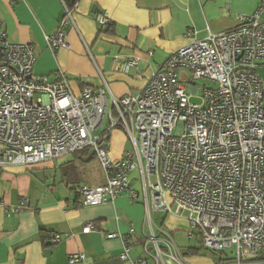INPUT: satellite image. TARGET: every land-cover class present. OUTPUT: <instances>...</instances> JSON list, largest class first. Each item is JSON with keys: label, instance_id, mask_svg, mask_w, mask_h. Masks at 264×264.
Wrapping results in <instances>:
<instances>
[{"label": "built area", "instance_id": "built-area-1", "mask_svg": "<svg viewBox=\"0 0 264 264\" xmlns=\"http://www.w3.org/2000/svg\"><path fill=\"white\" fill-rule=\"evenodd\" d=\"M64 4L66 17L47 36L52 51L68 45L65 27L74 25L72 10ZM263 8L261 0L256 12L240 16L242 23L224 32L199 38L190 30V41L165 60L142 90L121 98L111 94L105 78L99 88L85 86L77 94L65 73L57 79L36 74L34 46L12 42L0 29V168L30 167L90 147L106 182L78 185L81 206L107 203L125 192L135 199L131 173L139 171L152 232L144 255L134 259L135 229L109 234L123 239V261L187 264L171 235L155 234L154 210L166 215L188 211L190 237L196 231L201 245L224 253L229 264H264ZM96 20L99 25L111 21L104 11ZM127 65L134 67L137 60ZM182 71L190 84L198 79L214 83L200 88L201 104L191 102ZM107 118L108 130L124 129L135 150L111 157L103 135H97ZM180 121L183 129L177 135ZM61 239L55 234L48 242ZM84 258L78 253L69 261Z\"/></svg>", "mask_w": 264, "mask_h": 264}, {"label": "crops", "instance_id": "crops-1", "mask_svg": "<svg viewBox=\"0 0 264 264\" xmlns=\"http://www.w3.org/2000/svg\"><path fill=\"white\" fill-rule=\"evenodd\" d=\"M260 5L261 0H77L71 9L74 25L65 27L68 45L52 51L47 36L66 17L64 0H0V29L10 41L34 46L36 74L57 79L65 73L77 94L85 86L99 88L105 78L111 94L121 98L142 90L165 60L190 41V30L204 38L233 29L242 23L240 16L253 14ZM103 11L111 20L104 31L96 20ZM133 58L137 65L128 67ZM187 77L182 71V82L189 83ZM192 86L186 87L188 92ZM106 133L112 157L129 150L124 129L107 128L101 134ZM88 163L72 154L30 167L0 168V264H131L120 258L123 239L109 237L131 229V257L144 255L152 229L143 186L136 183L139 171L131 173L135 199L125 192L107 203L81 206L78 185L106 182L103 169L104 177L80 181L79 173L86 174ZM43 169V174L37 173ZM24 199L28 201L17 211ZM55 234L61 241L49 243ZM78 253L84 260L71 263L70 257Z\"/></svg>", "mask_w": 264, "mask_h": 264}, {"label": "rangeland", "instance_id": "rangeland-1", "mask_svg": "<svg viewBox=\"0 0 264 264\" xmlns=\"http://www.w3.org/2000/svg\"><path fill=\"white\" fill-rule=\"evenodd\" d=\"M260 74L263 77L264 80V66L259 68ZM196 83L194 86L192 84L186 83L183 81V84L190 88L193 87V90H190L189 94L191 97V102L201 104L203 102L202 96L198 93V88H201L202 86H213L214 83L209 80L205 79H198L195 80ZM197 88V89H196ZM109 128V119L107 118L104 123L100 126L99 131L97 135H100L105 129ZM183 129V122H179L176 134L179 135ZM116 136L114 137L113 144L111 143L110 146L112 149L114 148V144L116 145ZM115 149H118L115 147ZM127 149L129 150H135L133 142L131 138L128 136L127 141ZM93 152L92 150H90ZM111 155V154H110ZM89 157V155L87 156ZM112 157V155H111ZM114 158V157H113ZM44 164V163H43ZM45 171L43 170H37V173L43 174ZM102 167L99 163V159L97 156L91 159L90 163L87 164L86 167V174H84L82 171L79 173V179L80 181L84 183H90L93 179L97 177H104L102 173ZM52 173V172H50ZM135 174L137 175V171H135ZM50 175V174H49ZM137 186L140 187L142 185L141 180L137 181ZM169 201L171 202V199L169 198ZM188 211H182L179 213H173V214H165L162 211H154L151 210V217H152V227L154 229L155 234L159 238L166 237L167 235H171L177 246L182 250V253L184 255V259L187 264H229L231 260H224L223 262H220V258H227L226 255L222 252H214L213 250H209L201 245V242L196 237V231L195 235L190 237L189 231V221H188ZM193 247L196 248L194 253L189 252V248ZM230 251V250H229ZM230 254V252L228 253Z\"/></svg>", "mask_w": 264, "mask_h": 264}, {"label": "trees", "instance_id": "trees-1", "mask_svg": "<svg viewBox=\"0 0 264 264\" xmlns=\"http://www.w3.org/2000/svg\"><path fill=\"white\" fill-rule=\"evenodd\" d=\"M66 2V5L68 6V8L70 9H73L75 4L77 3V0H64ZM111 22V21H110ZM110 22L104 24V25H100L101 26V30L104 31L105 29H108L109 30V27L111 26ZM107 134L106 133L103 137H105L102 141V143H107L108 142V137H107ZM90 150H92L90 147H85L79 151H76L73 155L75 157V159H78V160H87L88 162L91 161L92 158H94L96 156L95 152H91ZM89 155V157H87ZM78 203V201H77ZM79 205V204H78ZM195 249L196 248H193V247H190L189 248V252L190 253H194L195 252ZM214 252H217V251H214ZM225 259L224 258H220V262L224 261Z\"/></svg>", "mask_w": 264, "mask_h": 264}, {"label": "water", "instance_id": "water-1", "mask_svg": "<svg viewBox=\"0 0 264 264\" xmlns=\"http://www.w3.org/2000/svg\"><path fill=\"white\" fill-rule=\"evenodd\" d=\"M105 146V144L103 145V147Z\"/></svg>", "mask_w": 264, "mask_h": 264}]
</instances>
